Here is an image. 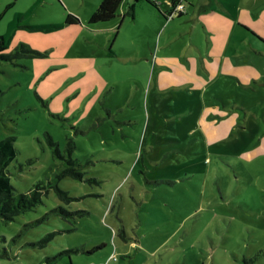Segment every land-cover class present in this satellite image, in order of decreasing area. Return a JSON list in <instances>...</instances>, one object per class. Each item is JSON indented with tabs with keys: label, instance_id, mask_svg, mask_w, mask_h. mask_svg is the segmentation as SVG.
Segmentation results:
<instances>
[{
	"label": "rangeland",
	"instance_id": "rangeland-1",
	"mask_svg": "<svg viewBox=\"0 0 264 264\" xmlns=\"http://www.w3.org/2000/svg\"><path fill=\"white\" fill-rule=\"evenodd\" d=\"M134 1L0 0L6 53L41 54L0 61V141L16 193L44 185L0 264H264V0Z\"/></svg>",
	"mask_w": 264,
	"mask_h": 264
},
{
	"label": "trees",
	"instance_id": "trees-1",
	"mask_svg": "<svg viewBox=\"0 0 264 264\" xmlns=\"http://www.w3.org/2000/svg\"><path fill=\"white\" fill-rule=\"evenodd\" d=\"M124 0H102L101 4L95 10L93 15L90 18V24H100L107 23L114 20L118 16V12L120 7L122 6ZM140 3H148L157 8L160 13L164 16H168V12H164L161 8L162 3L160 5L157 1L153 0H137ZM172 2V10L176 7V5L180 2V0H173ZM134 5L130 7L131 11L134 10ZM28 11V13H30ZM27 13V14H28ZM178 15L182 16L183 14L179 13ZM177 15V16H178ZM24 16L17 14L14 21H12L8 27V30L5 34L0 35V61L6 62H15L24 58H34L41 56L39 52L30 50L28 46L21 44L17 47L13 52L6 53V51L10 48L11 43L14 37V30L17 27H20L18 23L22 20ZM78 19L72 15H70L66 21V24H76ZM64 25L59 24H40V25H32L26 26L32 31H42V32H53L56 29L63 27ZM1 94V91H0ZM14 138H6L0 141V222L8 223L14 221L17 216L27 213L29 211L34 210L42 200V189L44 188L43 183H39L34 186L32 190H29L25 193L17 194L15 188L11 184L10 180V172L9 166L12 161L15 160L17 156V150L15 148ZM74 149V144L69 142L68 150ZM68 171L71 172L74 176L81 178L82 174L77 173L76 171ZM61 193V191H59ZM63 194H66L62 192ZM60 194L61 198H63V194ZM67 198V196H65ZM37 201V202H36ZM56 211L59 213H63L66 215L76 214L68 212L64 209L58 208ZM79 214L81 212H78ZM123 234V233H122ZM104 245L97 247L96 249L103 248ZM4 253L0 252V258L4 257Z\"/></svg>",
	"mask_w": 264,
	"mask_h": 264
},
{
	"label": "crops",
	"instance_id": "crops-1",
	"mask_svg": "<svg viewBox=\"0 0 264 264\" xmlns=\"http://www.w3.org/2000/svg\"><path fill=\"white\" fill-rule=\"evenodd\" d=\"M125 1V0H124ZM173 1V0H172ZM124 3V2H123ZM129 3V2H128ZM136 3H138L137 2V0H135L132 4L131 3H129L128 5H129V7H131V6H136ZM160 3H162V2H160ZM165 3V4H164ZM166 3L167 4H170L171 6H172V2H171V0H165V1H163V3H162V6H164V5H166ZM170 6V7H171ZM162 8V7H161ZM134 9H135V7H134ZM163 9V11L164 12H168V13H171V10H172V7L171 8H167V9H165V7L164 8H162ZM189 13H190V10H188L187 11V14H184V15H182V18H180V19H176V18H174L172 21L175 23V21H179V20H181V19H183V18H185V17H187L188 15H189ZM162 15V14H161ZM163 16V15H162ZM181 17V16H180ZM188 18V17H187ZM187 21V20H186ZM175 24H177V23H175ZM245 26H243L245 29H246V31L248 32V33H251L252 34V36L253 37H256V38H258L259 40H261V41H263L264 42V40L261 38V36H259L258 34H256L252 29H250V28H248L247 27V25L246 24H244ZM241 26V25H240ZM191 133L192 134H195V131L194 130H191ZM205 139H207V140H209L210 138L209 137H205Z\"/></svg>",
	"mask_w": 264,
	"mask_h": 264
},
{
	"label": "built area",
	"instance_id": "built-area-1",
	"mask_svg": "<svg viewBox=\"0 0 264 264\" xmlns=\"http://www.w3.org/2000/svg\"><path fill=\"white\" fill-rule=\"evenodd\" d=\"M186 10V6L183 3V0H180V2L176 5V7L174 8V10L168 14L167 17H176V15H178L179 13H185ZM170 18V19H171ZM113 260H116V257H113Z\"/></svg>",
	"mask_w": 264,
	"mask_h": 264
}]
</instances>
